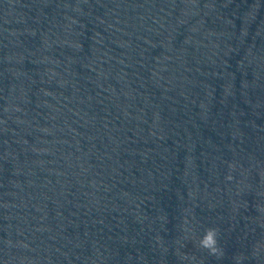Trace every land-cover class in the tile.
Returning <instances> with one entry per match:
<instances>
[{
    "label": "water",
    "instance_id": "1",
    "mask_svg": "<svg viewBox=\"0 0 264 264\" xmlns=\"http://www.w3.org/2000/svg\"><path fill=\"white\" fill-rule=\"evenodd\" d=\"M0 264H264V0H0Z\"/></svg>",
    "mask_w": 264,
    "mask_h": 264
},
{
    "label": "clouds",
    "instance_id": "2",
    "mask_svg": "<svg viewBox=\"0 0 264 264\" xmlns=\"http://www.w3.org/2000/svg\"><path fill=\"white\" fill-rule=\"evenodd\" d=\"M216 232L215 230H209L204 238L201 240V246L208 248L212 251H217L218 249L216 248Z\"/></svg>",
    "mask_w": 264,
    "mask_h": 264
}]
</instances>
